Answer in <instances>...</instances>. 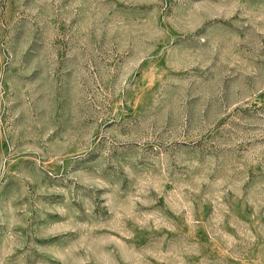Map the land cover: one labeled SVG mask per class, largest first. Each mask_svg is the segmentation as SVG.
Listing matches in <instances>:
<instances>
[{"label": "rangeland", "instance_id": "obj_1", "mask_svg": "<svg viewBox=\"0 0 264 264\" xmlns=\"http://www.w3.org/2000/svg\"><path fill=\"white\" fill-rule=\"evenodd\" d=\"M0 264H264V0H0Z\"/></svg>", "mask_w": 264, "mask_h": 264}]
</instances>
